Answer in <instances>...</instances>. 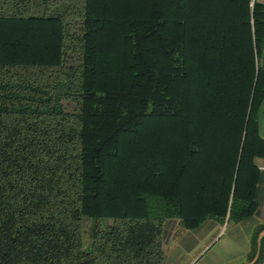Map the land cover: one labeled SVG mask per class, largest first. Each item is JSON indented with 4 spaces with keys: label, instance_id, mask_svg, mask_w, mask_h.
Returning <instances> with one entry per match:
<instances>
[{
    "label": "trees",
    "instance_id": "trees-1",
    "mask_svg": "<svg viewBox=\"0 0 264 264\" xmlns=\"http://www.w3.org/2000/svg\"><path fill=\"white\" fill-rule=\"evenodd\" d=\"M263 107L258 0H0V264H162L166 220H248Z\"/></svg>",
    "mask_w": 264,
    "mask_h": 264
},
{
    "label": "crops",
    "instance_id": "crops-1",
    "mask_svg": "<svg viewBox=\"0 0 264 264\" xmlns=\"http://www.w3.org/2000/svg\"><path fill=\"white\" fill-rule=\"evenodd\" d=\"M264 138V107L260 119ZM260 169L256 189L257 209L240 223L208 219L195 228H185L180 220L168 219L163 227L165 259L162 264H252L251 254L258 249L260 238L255 230L264 225V159H257ZM256 255H253V260ZM264 264V261L262 262Z\"/></svg>",
    "mask_w": 264,
    "mask_h": 264
},
{
    "label": "rangeland",
    "instance_id": "rangeland-1",
    "mask_svg": "<svg viewBox=\"0 0 264 264\" xmlns=\"http://www.w3.org/2000/svg\"><path fill=\"white\" fill-rule=\"evenodd\" d=\"M258 1L264 3V0H258ZM232 264H239V263H232Z\"/></svg>",
    "mask_w": 264,
    "mask_h": 264
}]
</instances>
